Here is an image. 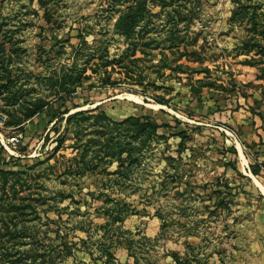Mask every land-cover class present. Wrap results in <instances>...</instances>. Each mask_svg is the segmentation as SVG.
Returning <instances> with one entry per match:
<instances>
[{"label": "rangeland", "instance_id": "374dc122", "mask_svg": "<svg viewBox=\"0 0 264 264\" xmlns=\"http://www.w3.org/2000/svg\"><path fill=\"white\" fill-rule=\"evenodd\" d=\"M0 264H264V0H0Z\"/></svg>", "mask_w": 264, "mask_h": 264}, {"label": "built area", "instance_id": "2783aa9c", "mask_svg": "<svg viewBox=\"0 0 264 264\" xmlns=\"http://www.w3.org/2000/svg\"><path fill=\"white\" fill-rule=\"evenodd\" d=\"M15 130L9 126L7 116L0 111V149L1 147L5 148V145L16 146L20 144L22 137L17 135Z\"/></svg>", "mask_w": 264, "mask_h": 264}]
</instances>
